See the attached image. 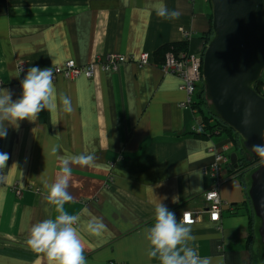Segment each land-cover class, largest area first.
I'll return each instance as SVG.
<instances>
[{
	"label": "crops",
	"instance_id": "crops-1",
	"mask_svg": "<svg viewBox=\"0 0 264 264\" xmlns=\"http://www.w3.org/2000/svg\"><path fill=\"white\" fill-rule=\"evenodd\" d=\"M153 3L0 0V87L11 91L13 100L20 97V81L30 67H62L69 59L85 65L111 53L138 58L148 52L151 60L143 67L127 62L116 71L97 69L91 78L56 74L57 92L71 97L73 112L45 110L35 122L8 126L6 138H0V152L9 155L0 172V264H38L26 244L28 228L56 214L50 207L45 211L44 184L55 179L61 158L84 151L94 153L97 166H73L68 189L73 200L65 210L84 221L91 214L107 226L101 237L81 232L87 264H159L149 258L145 240V229L154 223L153 202L160 199L177 220L185 210L204 208V192L213 182L203 172L214 158L211 141L222 144L230 138L208 139L195 132L204 120L198 106L203 84L188 105L182 80L162 65L171 47L203 54L212 3L165 0L169 9L183 13L175 21L159 18ZM185 32L191 34L188 40ZM19 66L24 70L17 77ZM233 152L246 157L235 146ZM250 174L222 184L220 221L202 213L188 224L194 236L190 246L209 264H253L251 252L262 264L260 220L248 195Z\"/></svg>",
	"mask_w": 264,
	"mask_h": 264
},
{
	"label": "clouds",
	"instance_id": "clouds-1",
	"mask_svg": "<svg viewBox=\"0 0 264 264\" xmlns=\"http://www.w3.org/2000/svg\"><path fill=\"white\" fill-rule=\"evenodd\" d=\"M151 7L159 18L168 21L178 20L183 14L179 8L169 9L165 0H154ZM23 70L19 66L15 76L19 77ZM20 85L22 92L15 100L11 91L0 87V138H6L8 126L18 129L21 121L35 122L42 111L47 110L50 114L58 110L67 114L73 112L71 97L57 92L52 67L28 68ZM242 123L247 126L249 121L245 119ZM261 135L264 139V133ZM250 151L259 158L257 167H264V143L252 145ZM8 159L7 153L0 152V172L6 168ZM73 166L94 168L97 166L96 157L87 151L63 157L55 179L45 182L44 200L48 206L45 211L50 207L56 214L32 223L26 240L27 246L38 256V264L39 261L44 264H87L81 232L101 237L107 231V226L98 217L89 214L90 218L84 221L81 214H70L65 210V204L73 200L68 191ZM2 196L3 190L0 189V198ZM172 202L178 203V199L174 197ZM153 203L154 223L145 229L149 258L158 259L159 264H209L190 246L194 236L186 218L177 220L175 213L160 199ZM84 212L87 213V209Z\"/></svg>",
	"mask_w": 264,
	"mask_h": 264
},
{
	"label": "water",
	"instance_id": "water-1",
	"mask_svg": "<svg viewBox=\"0 0 264 264\" xmlns=\"http://www.w3.org/2000/svg\"><path fill=\"white\" fill-rule=\"evenodd\" d=\"M214 35L202 54L205 92L215 113L250 151L264 143V95L253 85L264 73V0H211ZM248 120L245 126L242 121ZM239 167L231 153L230 169ZM248 195L264 246V167L250 174Z\"/></svg>",
	"mask_w": 264,
	"mask_h": 264
},
{
	"label": "built area",
	"instance_id": "built-area-1",
	"mask_svg": "<svg viewBox=\"0 0 264 264\" xmlns=\"http://www.w3.org/2000/svg\"><path fill=\"white\" fill-rule=\"evenodd\" d=\"M191 37L189 32L184 33V38L188 40ZM127 62H137L140 67H143L151 62L150 54L143 52L136 58L135 56H126L116 53H111L106 57H94L89 63L79 65L73 59L67 60L62 67H53V77L56 74H62L66 79H76L82 75L89 78L93 77L97 69L106 71H116L119 67ZM202 55H197L192 52H177L173 47L165 54V61L162 65L164 72L172 73L182 80L181 88L187 91V104L193 103V96L197 92L198 84L204 85ZM205 88V85H204ZM206 96L208 103L211 101ZM204 123L198 122L195 127V132L201 133L204 131ZM234 146L232 140H228L222 144L211 141L209 151L214 154L213 161L203 169L204 174L210 175L213 179L211 186L204 192L205 206L198 210L183 211L182 218H186L188 224H194L198 221L202 213H207L212 222L221 220L224 201L221 197V186L229 178L237 175L230 170V148ZM259 159V158H258ZM258 159L251 163L247 168L248 172L252 173L256 170ZM17 195L20 197L22 191L16 189Z\"/></svg>",
	"mask_w": 264,
	"mask_h": 264
},
{
	"label": "trees",
	"instance_id": "trees-1",
	"mask_svg": "<svg viewBox=\"0 0 264 264\" xmlns=\"http://www.w3.org/2000/svg\"><path fill=\"white\" fill-rule=\"evenodd\" d=\"M211 21H212V19H211ZM213 35H214V32H213L212 23H211V27H210L209 31L204 34V39H205L206 45L210 42ZM181 47L182 48L186 47V45H183ZM262 85H263V80L261 77V79L258 82H256L253 85V87L255 88V90L258 93L264 95L263 90H262ZM200 94L201 95H200V101H199L198 106H200L199 110L203 114V119H204L203 123H204L205 127H204V131L201 133H198V134L202 135L208 139H211L217 135H226L230 138V140H233L236 150L242 151V153L245 154L246 157L242 156L239 159L241 164H242V167L240 169L233 170L232 172L237 174L238 176L243 175L244 169L245 168L247 169L251 165L252 162H254L256 159H258V157L253 156L250 153H248V151L243 146V138H241V136L237 132H235L230 126L225 124L221 120V118L215 113L213 106L210 103H208L206 96H203L204 94L206 95L204 85L202 86ZM202 105L205 106L206 111L204 110V108L203 109L201 108ZM249 159H252V161H249ZM249 182H251L250 179H249ZM256 232H257V230H256ZM258 237H259V235H258ZM257 256L258 255L256 253L251 252V259L253 260V264H256Z\"/></svg>",
	"mask_w": 264,
	"mask_h": 264
},
{
	"label": "rangeland",
	"instance_id": "rangeland-1",
	"mask_svg": "<svg viewBox=\"0 0 264 264\" xmlns=\"http://www.w3.org/2000/svg\"><path fill=\"white\" fill-rule=\"evenodd\" d=\"M262 80H263V85H262V90H263V93H264V73H263V76H262ZM233 144H234V141L232 140ZM249 161H252V159H249ZM260 251H261V254H262V264H264V246L260 245Z\"/></svg>",
	"mask_w": 264,
	"mask_h": 264
},
{
	"label": "flooded vegetation",
	"instance_id": "flooded-vegetation-1",
	"mask_svg": "<svg viewBox=\"0 0 264 264\" xmlns=\"http://www.w3.org/2000/svg\"><path fill=\"white\" fill-rule=\"evenodd\" d=\"M230 159H231V153H230ZM242 167V164H241V162H239V167L237 168V169H240ZM231 170V169H230ZM236 170V169H235ZM231 171H233V170H231ZM244 172L245 173H247L248 172V170L245 168L244 169Z\"/></svg>",
	"mask_w": 264,
	"mask_h": 264
}]
</instances>
